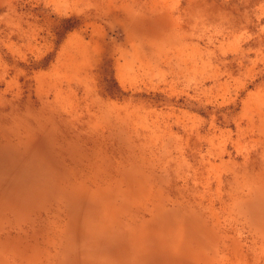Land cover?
<instances>
[{"label":"rangeland","instance_id":"rangeland-1","mask_svg":"<svg viewBox=\"0 0 264 264\" xmlns=\"http://www.w3.org/2000/svg\"><path fill=\"white\" fill-rule=\"evenodd\" d=\"M0 264H264V0H0Z\"/></svg>","mask_w":264,"mask_h":264}]
</instances>
